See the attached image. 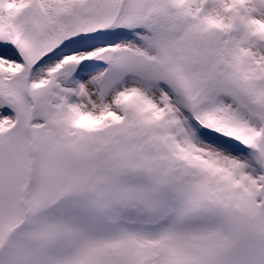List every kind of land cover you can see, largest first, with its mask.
I'll return each instance as SVG.
<instances>
[{"label":"snow or ice","instance_id":"obj_1","mask_svg":"<svg viewBox=\"0 0 264 264\" xmlns=\"http://www.w3.org/2000/svg\"><path fill=\"white\" fill-rule=\"evenodd\" d=\"M0 264H264V0H0Z\"/></svg>","mask_w":264,"mask_h":264}]
</instances>
